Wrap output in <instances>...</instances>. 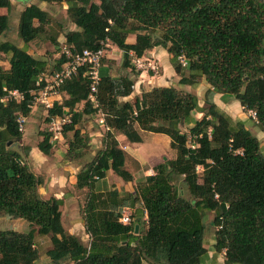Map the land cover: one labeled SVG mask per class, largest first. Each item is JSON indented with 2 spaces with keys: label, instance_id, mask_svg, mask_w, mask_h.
<instances>
[{
  "label": "trees",
  "instance_id": "1",
  "mask_svg": "<svg viewBox=\"0 0 264 264\" xmlns=\"http://www.w3.org/2000/svg\"><path fill=\"white\" fill-rule=\"evenodd\" d=\"M36 2L65 3L73 29L63 30L54 17L30 4L17 19L16 35L23 46L0 43V54L7 57L6 68L0 64V99L7 91L21 95L19 101L0 103V216L29 227L26 232L0 230V264H34L39 258L36 237L48 239V264H202L206 213L212 214V248L223 254V264H264L260 143L242 122L232 123L212 102L218 94L234 100L246 114L253 112L254 127L264 138V0ZM1 8L8 11L9 1L0 0ZM8 30L9 17L0 14V36ZM128 35H134L131 44ZM33 40L58 47L57 53L61 47L71 53L102 48L100 66L107 67L105 49L113 46L121 53L119 68L127 71L115 78L99 72L92 103L86 67H80L59 86L51 107L41 108L46 123L68 116L61 128L65 163L78 161L89 149L83 116L101 114L107 128L102 149L75 175L74 188L86 190L80 215L87 245L62 227V202L39 196L42 180L21 154L24 150L27 155L29 148L20 149L17 120L30 112V93L37 90L39 75H52L66 63L60 53L54 63L34 58L25 49ZM155 47L169 55L179 86L207 87L202 108L193 94L173 87H155L132 103L119 102L130 95L140 74L132 60ZM180 56L185 67L177 60ZM140 131L167 136L172 156L155 165L151 175L134 180L132 192L96 189L107 171L122 183L133 181L126 164L130 159L115 136L139 144ZM41 136L36 148L48 156L50 135ZM175 179L184 185L186 196ZM123 208L133 210L128 226L118 222Z\"/></svg>",
  "mask_w": 264,
  "mask_h": 264
},
{
  "label": "crops",
  "instance_id": "2",
  "mask_svg": "<svg viewBox=\"0 0 264 264\" xmlns=\"http://www.w3.org/2000/svg\"><path fill=\"white\" fill-rule=\"evenodd\" d=\"M8 1L10 4L9 10L7 11L6 9L1 8L0 14L1 15H8L9 21H10L12 27L9 28V30L2 35V40H0V43L9 42L8 41L9 37L12 36L13 34L16 35L18 15L24 9L25 6H28L30 4H35L40 10L47 12L52 17L54 16L52 9H53V5H56V4H47L44 2H36V0H8ZM59 5H61V8L64 10V13H65L66 4L61 2V3H59ZM69 29L72 30L73 25H71V27ZM36 41L41 44L40 40H33V41L29 42L25 47L26 51L29 54H31L32 56H33L32 52L34 49L32 46H34V44H33L34 42L37 43ZM57 41L59 43L62 42V36H59ZM133 41H134V35H128L126 42L131 44V43H133ZM17 47H22V46L17 45ZM109 48L116 50L118 52L117 57L120 58L121 53L116 48H114L113 46H109ZM141 58L147 59V60L155 63V65L158 68V74H157V76H153L149 72L141 71L139 76L135 79V82H134V85L132 88V92L130 93V95L127 97L119 99V102L132 103V102H134L135 98H137L140 95L141 92L148 91V90L155 88V87H173V88L178 89L180 91H184V92H188V93L193 94L197 99L198 107L202 108L204 106L202 99H203V94H204L205 90L207 89V87L202 83H200L194 87L179 86L177 84L178 78L174 74L172 67L170 65V62H169V55H167L163 49H161L159 47H155L151 51L146 52L143 55V57H141ZM37 59H41V58H37ZM105 59L107 61H115V66L118 69L115 70L114 68L107 67V65H102L99 68V72L102 75H109L110 77L115 78L117 76L124 75L126 73V72H124L126 70L123 71L122 69H119L118 66H120V64H118V62L116 61V57H113L112 54H110V52L105 54ZM116 72H118V74H116ZM197 89H201V92H202L200 94L201 96L197 95ZM199 96H200V98H199ZM212 102L219 110H221L223 113H225L229 118H231V117L228 115V111H227L228 108L227 107H234L235 105H237L239 107V105L234 100L230 99L229 97H221L218 94H216L212 97ZM96 117H98L96 120L97 125L92 124V121H88V122L82 121L83 122V130L87 134V136L89 138V144H90L89 149H88L87 153L85 154V158H87V161H85L81 165L82 161H79V160L76 162H72V163H65L63 161L61 163H59L58 159H57V161H55V162H57V164L52 163V164H56V165L52 166L53 169H52V171H50L51 174L47 172L45 179L43 180L42 184L37 188L38 194L42 199L54 198V199L60 200L62 202V204L59 208L60 215H61L60 216L61 225L69 234H72L76 237L78 236V234L81 231L84 232L82 220L78 219L79 218L78 212H79V206L81 205V202H82L81 197L79 196V192H81V191L86 192V190H76L74 188L75 175L78 172V170L84 164L88 163L92 159V157L99 150L102 149L103 135L106 132L104 125L100 123L101 115L96 114ZM194 117L199 118L200 114H195ZM85 119L87 120V118H85ZM238 121L242 122L244 127L250 133H252L250 131V129L247 127V125L245 124V122L242 119H239V117H238ZM145 133H147V132H141V131L139 132L140 137H141V143H139V144L128 143L125 140V138L121 135L115 136V139L118 143L119 148L126 154V156L130 160H133L135 162V164H137V167H139L140 171L141 170L145 171V173H143V176L152 174V168L155 165H157V164H159L165 160L166 152L168 150V146H169V142H170V140L167 136H165L163 134H154L153 133L154 134V136H152L153 137V140H152L153 143H157L160 146L159 147L156 146V148H158L157 150L153 149L151 151V153L147 154L143 150L144 149V134ZM260 135L263 137V135L261 133H260ZM61 140H63L62 137L59 141H61ZM257 140H259V138H257ZM51 145H52V143H51ZM64 152H65V150L59 156L61 159H63ZM36 156H41V153L37 150L36 147L31 148L28 152V158L36 157ZM41 157H43V156H41ZM197 170H198V168H197ZM32 172H34L33 173L34 175H35V173L38 174V171H36V170H33ZM111 177L113 179H111V182H108V179H110ZM95 188L99 189V191H105V190H109L111 188H114V189H117L118 191L132 192L133 182L122 183L110 171H107L105 173V177L102 180L97 182ZM85 197H86V194H85ZM129 211L131 214H133L132 209H129ZM64 213H67V214H65V215H67L66 216L67 220L65 222L63 220V214ZM144 218L145 217H143V220H144ZM130 219L132 220V216H130ZM12 221H15L16 222L15 226L16 227L18 226V228H19V229L18 228L17 229L12 228V230H15L18 232H26V231H23V224L17 223L19 220H12ZM28 229H29V227H28ZM6 230H8V229H6ZM85 237L87 238L86 235H85ZM45 239L46 238H39V243L43 244L45 242L44 241ZM46 248L47 247H45V249ZM45 249H44V252H45ZM38 255L40 256L39 251H38ZM38 259H40V258H38ZM43 264H46V263L44 262Z\"/></svg>",
  "mask_w": 264,
  "mask_h": 264
},
{
  "label": "rangeland",
  "instance_id": "3",
  "mask_svg": "<svg viewBox=\"0 0 264 264\" xmlns=\"http://www.w3.org/2000/svg\"><path fill=\"white\" fill-rule=\"evenodd\" d=\"M52 12L54 14V18L56 19V21L61 25V27L63 28V30H68L71 25L68 22L66 15L64 13V10L61 8V5L56 4L53 5V9ZM11 23L9 21V28H11ZM11 31V30H10ZM13 32V31H12ZM11 32V33H12ZM11 35V34H10ZM0 40H2V36H0ZM10 43L14 44V45H21L23 46L22 42L20 41V39L17 37V35L13 34L12 36L9 37L8 40ZM37 42V41H36ZM37 42V43H33L34 46H32L33 49V56L35 58H41L45 61H52L53 63L55 62V59L58 57L57 53L59 51V48L57 47V49H55V47L48 45L46 43H43L41 41V44ZM26 49V48H25ZM106 53L112 54L113 57H116V61L118 62V64H120V58L117 57L118 52L114 49L111 48H106ZM0 64L2 67L6 68V64H7V57H5L4 55L0 54ZM108 67L110 68H114L115 70H117L118 68L115 66V61H110V64L108 65ZM119 67V66H118ZM120 69V68H119ZM124 71V70H123ZM127 72V71H124ZM116 74H118V72H116ZM201 89H197V95H200ZM201 96V95H200ZM199 96V98H200ZM228 108V115L231 117L230 120L232 121V123L238 121V117L239 119H242L245 124L247 125V127L250 129V131L252 132L251 134L253 136H256V138H259V143H260V151L264 156V138L260 135V133H258V131L255 129L254 127V123L253 120H251L248 115L241 109L239 108L237 105H235L234 107H227ZM45 112L44 110H42L40 107H33L32 109H30V112L28 114L27 117L23 118L24 121L21 124L22 125V131H21V140L19 142V145H21L20 149H24V147H28L29 150L31 148H35L36 144L41 140L42 133H47L50 135V137L52 136L49 132H48V123H46L45 121ZM84 117V118H83ZM82 121H92V124L97 125V118L96 114L93 116H83ZM87 118V120L85 119ZM94 120V121H93ZM182 128V127H181ZM186 128L183 127V131H185ZM154 134L153 133H145L144 134V152H146L147 154L151 153V151L153 149H158L156 148V146H160L157 143H153V137ZM62 137V136H61ZM52 138V137H51ZM63 139V138H62ZM12 149H19L16 147V145L12 146ZM66 150V146H65V142L63 140L59 141L54 140L52 141V145H51V150H50V155L48 156H44L41 154V156H36V157H31L28 158V153L27 155L24 154V150H21V154L23 159L25 160L29 170L32 172L33 170L38 171V174L35 173L36 176H38L42 182L45 179V176L48 173H50V171H52L53 169V165H56L57 159L58 162L61 163L63 161V159H61L59 156L63 153V151ZM23 151V153H22ZM173 152H166V156L165 159H169L170 156H172ZM54 156V157H53ZM79 161H82L81 165L87 161V158L82 157L81 159H79ZM52 163H56V164H52ZM127 168L129 170V172H131L133 174V187L136 183H134V180H138L139 178H141L143 176V173H145V171L139 169V167H137V164H135V162L133 160H128L127 163ZM197 171H200V168H198ZM34 173V172H32ZM51 174V173H50ZM151 175V174H150ZM116 177V176H115ZM117 178V177H116ZM111 179H113L112 177L110 179H108V182H111ZM119 181L120 179L117 178ZM175 186L179 189V191L183 192V196H186V190L184 185L182 184V182L180 181V179H175L174 181ZM115 185V184H114ZM85 194L86 192H79V196L81 197V205L79 206V214H78V219L81 220V215H80V210L81 207L83 206L84 202H85ZM70 209V208H69ZM67 213L63 214V220L64 222L67 220V215H65ZM212 219V214L211 213H206V217H205V233H204V247L206 249V257L202 260V264H223L224 261V257L222 253L216 254L213 250V231L214 229L209 225V222ZM17 223H21L23 224V231H27L28 229V225L22 221L19 220ZM16 222L9 220L7 217L5 216H0V230H6V229H17L18 226H15ZM19 229V228H18ZM77 238L81 241V243L83 245H87L88 244V239L85 237V232H80L77 236ZM45 242L43 244L39 243V238H35L34 242H35V246L37 247L38 251H39V258L35 264H43L44 262L46 264H48V261L44 255V249L45 247H48L49 242L48 239L44 240ZM62 264H68V262H64Z\"/></svg>",
  "mask_w": 264,
  "mask_h": 264
},
{
  "label": "built area",
  "instance_id": "4",
  "mask_svg": "<svg viewBox=\"0 0 264 264\" xmlns=\"http://www.w3.org/2000/svg\"><path fill=\"white\" fill-rule=\"evenodd\" d=\"M59 53L63 56L66 63L59 71L55 72L52 75H39L36 82L37 90L30 93L31 105L28 106L29 109H32L33 107H40L44 110L50 108L52 103L58 98L57 89L59 88V86L63 83L64 80L73 75L80 67H86V73L90 81L88 100L92 103H95V92L96 85L99 79L100 61L104 57L103 49H83L79 52L71 53L67 48L61 47ZM177 60L181 66H186V61L182 56L178 57ZM131 64L137 71L149 72L153 76H157L158 74V68L155 63L147 59L136 58L132 60ZM41 83L43 85L39 86V84ZM20 99L21 95L16 90L7 91L4 97L0 99V103H5L6 101L10 100L19 101ZM247 115L251 119H254L253 112L247 111ZM23 121V118H18L17 120V129L19 132L22 131L21 124L23 123ZM68 121V116H64L63 118H60L58 120H51L48 122V132L52 135V138L50 137L49 140L50 143H52V141L54 140L61 139L62 125L68 123ZM100 123L103 124L102 115ZM104 128L105 131H107V128L105 126ZM130 216L131 213L129 209L123 208L118 218V222L123 226H128L131 223Z\"/></svg>",
  "mask_w": 264,
  "mask_h": 264
},
{
  "label": "water",
  "instance_id": "5",
  "mask_svg": "<svg viewBox=\"0 0 264 264\" xmlns=\"http://www.w3.org/2000/svg\"><path fill=\"white\" fill-rule=\"evenodd\" d=\"M136 230H137V227L135 226V227H134V231L136 232Z\"/></svg>",
  "mask_w": 264,
  "mask_h": 264
}]
</instances>
